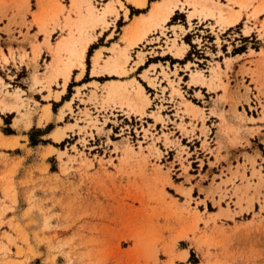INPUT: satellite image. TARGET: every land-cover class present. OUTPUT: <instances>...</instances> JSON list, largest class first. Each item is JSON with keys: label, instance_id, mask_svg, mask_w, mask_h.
I'll use <instances>...</instances> for the list:
<instances>
[{"label": "rangeland", "instance_id": "374dc122", "mask_svg": "<svg viewBox=\"0 0 264 264\" xmlns=\"http://www.w3.org/2000/svg\"><path fill=\"white\" fill-rule=\"evenodd\" d=\"M67 1H0V264H264V144L223 141L264 124V0L230 27L172 20L123 45L95 40L97 23L76 24L84 2ZM81 28L95 39L64 84L43 41ZM118 54L125 73L102 66ZM15 89L21 104L3 103Z\"/></svg>", "mask_w": 264, "mask_h": 264}, {"label": "crops", "instance_id": "0c3cea01", "mask_svg": "<svg viewBox=\"0 0 264 264\" xmlns=\"http://www.w3.org/2000/svg\"><path fill=\"white\" fill-rule=\"evenodd\" d=\"M1 1V0H0ZM4 3L8 4L13 1L15 2H23V3H29L31 11L39 12V4L41 3H49L51 1L55 0H2ZM68 2L67 0H65ZM249 0H88V2H85L83 6L85 7L88 5V3L93 4L99 11L106 9L105 14V20L109 23L106 27H104L102 30L100 26H98V23H101L102 21H98L95 25V33L98 35L97 38H93L89 41L87 47L89 44L95 40L98 41L101 37H104L105 40L108 42V40L113 39L109 41L110 43L119 42L120 45H123L129 43L128 39L129 37L135 33V30L139 24H137V20L140 18L142 19V22L140 25H144L147 22H150L151 14L153 12V9L161 4L163 6V9H166L168 7H172L173 11L169 14L165 22L168 21H182V24H185L188 21H195L199 18H203L208 20L211 23V20H214V17H211L214 13L217 15V20L220 17L219 11L221 10V15L226 17L233 16L234 12L236 10L239 11V17L235 22H232L228 24L227 26H233L234 24H237L239 21L244 20L246 17L247 11L250 9V7L246 10L243 9V7H240V3H246ZM175 3V4H174ZM224 5H229V7H224ZM17 12H19L17 18L22 17V11H20L18 8L13 9ZM11 15V10L8 11L7 15L0 14V17L5 19L8 18ZM205 15V16H204ZM26 19H32V15L27 13L25 15ZM164 22V21H162ZM218 22V21H217ZM219 23V22H218ZM175 25V23L171 24ZM226 26V27H227ZM32 30L35 29V25L32 26ZM125 38L124 42H120L121 37ZM100 46H110V45H100ZM98 47H95V49H98ZM79 67V66H73ZM72 68V69H73ZM81 68L79 67L76 72H80ZM50 109H51V103H50ZM49 109V110H50ZM51 116H54V112L51 110ZM254 117V116H253ZM217 120V119H216ZM59 121V120H58ZM258 122V121H257ZM35 123V122H34ZM37 126V125H36ZM56 126H62V124L55 125ZM42 127V126H37ZM54 126L46 132L43 136L50 135L52 130L55 128ZM252 128V129H251ZM248 135V133H251ZM217 134V133H216ZM7 135H13V136H26L27 134L24 133H8ZM240 142H237L236 144L229 145V141L231 138V135L227 137H224V143L228 145L227 152L232 153L235 152H242V148L247 149V143L252 144L251 148L252 150H261L260 142L264 144V124L263 123H255L251 125H246L240 130ZM25 141V138L22 137ZM255 145V147H254ZM264 147V145H263ZM255 148V149H254ZM263 155V152H262ZM262 161L263 166L264 162ZM214 173V168H211V175Z\"/></svg>", "mask_w": 264, "mask_h": 264}, {"label": "bare ground", "instance_id": "6f19581e", "mask_svg": "<svg viewBox=\"0 0 264 264\" xmlns=\"http://www.w3.org/2000/svg\"><path fill=\"white\" fill-rule=\"evenodd\" d=\"M83 2L84 3L88 2V0H72L71 6L77 8ZM84 8L85 10L81 11V13L79 14L78 20H76V24L78 26H85L86 24L95 25L98 21H106L105 20L106 9L99 11L91 3H88V5H86ZM172 11H173V8L171 6L166 9H163V6L159 4L153 9V12L150 18L151 23L147 22L146 24L142 26L140 25V23L142 22L143 18L138 19L137 24L139 25L137 26L136 34L133 36V39L130 40V43H134V42L137 43L138 40H141L144 37V35L147 33V29L149 28V25L152 26L154 24L161 23L162 21L165 22V20L167 19V17ZM219 15L220 17L218 18L217 21L221 23L222 26H227L228 24L235 22L238 19L239 11L236 10L233 16L231 17L222 16L221 14ZM82 28L79 30L80 32H78L77 35L71 32L67 35H62V37H60L54 44H52L48 38H45V40L43 41V43L48 48L51 49V52L53 54L52 59L49 61V65L46 70L47 75H48V72L49 73L51 72L52 76L55 77L57 76L58 73H60L64 78V84H66L70 76L72 67L74 65H79L82 67L84 66V58L86 55L87 45L89 41L93 39V37H95V35L92 32L83 31ZM186 47H187V43H185L184 41H182V44L180 45L175 44V41H174L173 44L169 46L170 48L169 50L171 51L170 52L171 54L175 56H178V55L181 56L185 53ZM174 48L176 49L173 50ZM62 51L67 52L66 58L61 57ZM121 52H122L121 54L122 62L127 61L128 56H129L128 53H126V51H121ZM100 54H101L100 50H97L95 54L93 55V69L92 70L94 72H97V68L98 66H100V62H99ZM106 64L111 67L112 71H115L117 73H125L126 71L123 68L121 61L119 62V54L116 55L113 59H109V60L106 59V63L102 64V66ZM191 75H192V80L194 81L201 80V78L203 77L202 74L200 73V70L192 71ZM143 89L144 87L142 86V84L139 83L137 94L141 98L142 101H145L146 99L144 97ZM10 95H13L14 98L13 97L9 98ZM5 97L6 98L2 99L3 103H7L8 99L11 101L18 100L19 99V89H15L14 91H10V92L5 91ZM16 103L18 105L21 104V102H17V101ZM191 104L194 108H198L197 105H194L193 103ZM49 111H50L49 109H46L45 114L46 113L49 114ZM63 135H64V131L60 129H58L54 133L55 138H57L58 140H60ZM0 144L1 145H11L12 142L3 137H0ZM187 253H188V250H184L180 256L182 258H185L187 256Z\"/></svg>", "mask_w": 264, "mask_h": 264}]
</instances>
